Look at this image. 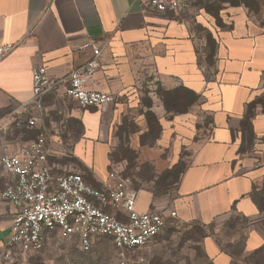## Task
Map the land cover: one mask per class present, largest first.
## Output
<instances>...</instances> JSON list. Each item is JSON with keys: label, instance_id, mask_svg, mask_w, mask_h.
<instances>
[{"label": "crops", "instance_id": "crops-1", "mask_svg": "<svg viewBox=\"0 0 264 264\" xmlns=\"http://www.w3.org/2000/svg\"><path fill=\"white\" fill-rule=\"evenodd\" d=\"M253 3L254 8L242 2L215 11L213 2L189 0L182 10L157 12L148 0H0V47L13 45L0 59V155L33 140L24 131L33 128L27 125L31 115L18 108L32 98V68L44 66L50 79H64L89 58L91 50L82 46L92 42L101 53L86 88L108 93L113 101L83 109L65 96V85L43 97L35 130L46 134L52 173L70 171L64 162L70 146L84 167L85 183L100 188L109 168L120 172L128 163L111 154L125 142L122 127L132 125L123 146L136 150L135 163L153 168L150 180H130L137 211L174 212L202 232L208 226L231 229L238 215L247 221L235 243L238 252L205 236L204 255L210 264L264 262V252L257 253L264 246V211L251 198L264 183V0ZM153 82L161 90L156 107ZM182 89L189 91L191 105L167 109L165 96L181 99ZM200 112L206 126L196 129ZM248 112L253 139L240 152V124ZM154 131V142H146ZM185 148L189 160L171 184L165 178ZM7 180L0 166V193ZM168 191L169 200L158 198ZM14 215V206L0 196V254Z\"/></svg>", "mask_w": 264, "mask_h": 264}, {"label": "built area", "instance_id": "built-area-1", "mask_svg": "<svg viewBox=\"0 0 264 264\" xmlns=\"http://www.w3.org/2000/svg\"><path fill=\"white\" fill-rule=\"evenodd\" d=\"M189 0H148L153 11H179ZM91 55L60 80L48 77L44 66L32 68V98L19 109L29 116L27 125L35 127V111L43 97L65 85L66 97L79 107H102L113 101L105 92L88 90L86 83L99 68L100 50L92 42ZM13 45L0 47V59L11 53ZM49 154L46 134L42 133L14 153H2L0 166L7 184L0 196L15 208L4 250L35 253L49 233L61 238L76 237L80 248L88 251L94 242L108 238L116 252L114 264H130V255L146 248L164 229L168 218L158 211L139 212L131 181L116 172L108 173L100 188L85 183L81 174H54L47 163ZM141 261V259H138Z\"/></svg>", "mask_w": 264, "mask_h": 264}, {"label": "rangeland", "instance_id": "rangeland-1", "mask_svg": "<svg viewBox=\"0 0 264 264\" xmlns=\"http://www.w3.org/2000/svg\"><path fill=\"white\" fill-rule=\"evenodd\" d=\"M208 1L213 2L212 6L213 10L215 11L222 9L226 4L234 5L240 4L242 2L245 4H252V8L255 7L253 0ZM147 91L149 90L147 89ZM160 91V86L153 82L151 92L156 93V96L153 97V103H155V105L153 106L155 107L157 106V104H159ZM188 99V106H190L192 101H190V97ZM163 101L165 107L169 110H178V108L183 105L181 99H176L173 95L169 94L168 96H165V99ZM176 103L178 107L176 106ZM204 116L205 115L203 112H200V114H198L196 129L199 126H206L204 125L206 121ZM144 118L147 120V122L150 121V116L145 115ZM138 121L140 123L143 122V117ZM58 126L59 128L60 126L63 127V125ZM122 129L126 133L125 142H121L120 147H115L111 156L114 160L125 158L127 159L128 163L122 165L120 172L117 171L118 169L116 168H113L114 171L109 168V173L116 171L122 177L129 178L134 182V184H139V182L136 180L137 176L138 178L140 177L146 181L150 180L152 178L153 168L148 164L139 165L135 163L134 160L137 157L136 150L131 149L128 146H123V143H129L128 134L131 130H133V126L126 124L122 127ZM79 130L80 129L78 127L74 126L73 132L78 134ZM24 131L28 133L26 134V136H30L32 139H35L40 134H42L40 131L35 130V127H33L31 130L26 129ZM62 131L63 128L59 130V133L62 134ZM65 133L66 130H64V134ZM199 133L201 132L195 131L193 135L195 134L197 136V134ZM117 134H120L122 138V132L119 133L118 131L116 132V135ZM156 135V131L152 132L151 136L148 134V136L146 137V142H154ZM14 136V134L13 136L7 135V137L11 138ZM261 144L264 147V139L261 140ZM244 148L247 150L250 148V146H245ZM64 152L66 154L64 162H66L65 164L70 167V171L66 173L82 174L84 167L71 154V147H66L64 149ZM187 155L188 152L185 148V150H182V153L180 155L181 160L179 161L178 166L171 171V174L168 175L167 178L163 176L162 178H165L166 180L168 179L167 182L170 181V183L172 184L174 180H176L179 171L186 166L187 161L189 160L187 158ZM52 157L55 156L53 155ZM247 162L252 163L254 162V160L249 159ZM254 163L256 164L257 161ZM149 186H152V184H149ZM260 192L261 191L256 193L260 194ZM171 195L172 193L168 191V197L161 196L158 198L169 200L171 198ZM232 219L234 221V227L231 229L227 226H223L220 229L213 226H208L206 228H203V232L200 230V225L193 223H183L178 221L176 217L173 219H169L167 220L164 229L157 237L152 240V242L146 248L130 255V264H210L209 260L204 255L203 250L202 240L205 236L214 237L216 243L217 240H219V247L228 248L229 246H231V249L238 252L239 244L235 245V243L242 239L241 236L244 234L247 228V226H243L247 224V221L241 219V217H239L238 215H233ZM233 241H235L234 244ZM260 250H262L261 253L264 252L263 247H261ZM138 259H141V261ZM115 262L116 252L111 244V241L108 238H101L96 240L88 251H84L80 248L76 237L71 236L68 238H61L56 233L47 234L41 249L35 253H22L17 249H11L8 254L5 250H3V252L0 254V264H114ZM257 263L262 264L260 262Z\"/></svg>", "mask_w": 264, "mask_h": 264}, {"label": "trees", "instance_id": "trees-1", "mask_svg": "<svg viewBox=\"0 0 264 264\" xmlns=\"http://www.w3.org/2000/svg\"><path fill=\"white\" fill-rule=\"evenodd\" d=\"M183 93V97L181 98V102L183 105H181V108L185 110L189 104V99H188V92L185 89L181 90ZM188 101V102H187ZM191 101V100H190ZM250 107V106H249ZM251 118V113L248 112L247 115L245 116L244 120L241 122L240 127H241V133H242V139H241V145L239 148V151H245L246 149L244 148L245 146H250L252 139H253V132H252V124L250 122ZM252 200L255 202V204L258 206L260 211H264V183L262 190L260 194L256 193L255 189H253V192L251 194ZM264 249V246H263ZM262 250H259L257 253H260ZM231 254V253H229ZM232 256V254H231ZM257 262L264 263L263 261H255V264H258Z\"/></svg>", "mask_w": 264, "mask_h": 264}]
</instances>
